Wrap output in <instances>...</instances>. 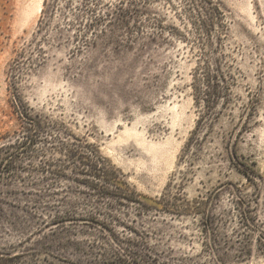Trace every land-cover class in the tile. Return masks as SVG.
Listing matches in <instances>:
<instances>
[{
  "label": "rangeland",
  "instance_id": "obj_1",
  "mask_svg": "<svg viewBox=\"0 0 264 264\" xmlns=\"http://www.w3.org/2000/svg\"><path fill=\"white\" fill-rule=\"evenodd\" d=\"M137 1L92 6L135 27L83 48L67 1L40 30L45 0H0V264H264V0H219L210 43L186 0Z\"/></svg>",
  "mask_w": 264,
  "mask_h": 264
},
{
  "label": "trees",
  "instance_id": "obj_2",
  "mask_svg": "<svg viewBox=\"0 0 264 264\" xmlns=\"http://www.w3.org/2000/svg\"><path fill=\"white\" fill-rule=\"evenodd\" d=\"M61 0H45L44 9L42 12V20L40 22L42 30L44 27L50 26L52 23V19L55 15H53L56 11H58V3ZM66 2L65 9L69 8L70 13H65V10H61V20L65 21V25L70 27L69 30L76 32L73 35L75 46L79 47H91L98 44V40H100L101 36H105L107 31H112L115 29L119 30H130L132 25L130 19L136 21L134 18L136 17L134 12H129L125 10H121V7L124 4H130L131 7L139 6L137 0H124L125 2H119L118 4L121 7H115L114 13H105L104 15H96L91 10V7H98V5L102 4L105 0H77L78 9L81 10L79 14H73L71 12L73 5V1L75 0H64ZM142 0H139L141 2ZM145 1V0H144ZM148 1V0H146ZM187 6H189V12L193 17L191 21H193L192 25L195 26L196 30L203 34L209 39V43L212 41V37L214 33L221 29V22L224 20L225 13L222 8L219 0H186ZM98 3V4H97ZM111 6H114V3H108ZM60 28V27H59ZM132 32V31H131ZM62 35V32L59 33V36ZM111 39V38H110ZM110 44L114 43H122L121 41L113 42V39L109 41ZM208 80H210V76H208ZM214 94H212L213 96ZM24 112H21L23 117L26 119V123L30 125V127L42 130V123L40 120H31L28 119L27 107H25ZM29 146L36 145V141L30 136L27 138ZM88 150L87 156L82 155L76 151V149L68 152V159L72 162H77V159L80 160V163L83 164L84 169H87L88 174H81L88 178H92L95 180H105L107 181V189L110 191H114V189H118V187L112 182L116 181L115 174H109L111 171L114 172L113 169H108L107 165H104L105 159L101 157L97 150H92L93 147L86 146ZM66 151V150H65ZM86 160V161H85ZM1 165L5 167H13V170L17 167L15 165L18 164V159H14L13 155H9L6 158H3L0 162ZM103 173V174H102ZM99 197H114V194L107 193L101 194L99 191L97 194ZM64 220L67 218H63ZM124 261L127 264H146L141 254L140 248L131 249L129 254L126 255ZM123 261V262H124ZM148 264V262H147Z\"/></svg>",
  "mask_w": 264,
  "mask_h": 264
}]
</instances>
